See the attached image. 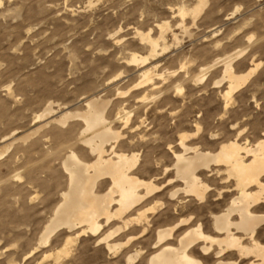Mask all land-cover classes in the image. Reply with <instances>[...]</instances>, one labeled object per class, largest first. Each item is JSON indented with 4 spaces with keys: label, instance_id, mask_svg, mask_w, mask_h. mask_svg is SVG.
Instances as JSON below:
<instances>
[{
    "label": "rangeland",
    "instance_id": "374dc122",
    "mask_svg": "<svg viewBox=\"0 0 264 264\" xmlns=\"http://www.w3.org/2000/svg\"><path fill=\"white\" fill-rule=\"evenodd\" d=\"M196 2L0 0V155L5 151L0 156V264H56L54 254L72 234L59 229L47 245L40 244L44 227L59 201V190L63 189L60 164L66 147L78 134L79 121L71 120L65 127L51 125L27 142L10 146L12 133L18 138L37 128L39 122L34 118L49 103L55 111L53 118H59L66 110L84 112L85 100L89 97L111 100L110 121L115 119L119 109L133 113L130 125L135 122L138 125L140 118L146 120L140 127L144 132H140L145 135L143 143L148 144L141 143L140 153L146 161L154 158L165 165L171 158L166 144L172 142L175 146L181 134L189 133V143L212 153L227 141L254 145L261 137L264 132V0H207L204 10L195 19L196 26L191 16L185 17L190 31V35H185L176 27L180 19L176 11L179 6L190 9ZM164 21L170 23L180 45L156 59L158 71L166 78L168 73L177 71L182 78L183 91L179 94L172 89L170 83L175 79L172 78L159 86L161 93L149 95L138 106L135 98L138 91L117 96L138 82L136 70L125 68L123 59L132 50L142 53L133 35L136 30L148 32L151 29L154 35L155 25ZM116 36L122 39L117 45L114 44ZM167 42L168 45L173 43L171 34ZM235 52H246L233 64L237 74L244 73L252 63L262 62V65L248 84L233 95L230 106L224 111L221 94L226 84L217 88L212 85L222 78L221 66L214 67L204 83L195 85L192 80L200 67ZM181 64H185L182 72ZM196 124L200 127L199 135L195 133ZM113 128L123 131L118 123H114ZM125 131L124 134L128 132ZM212 177L207 178L211 189L222 187L218 179ZM214 194L217 193L212 192L208 203L200 206L186 198L178 205L177 212L172 203L168 205L161 196L163 206L149 215L147 232L141 235L140 229L134 227L111 241L123 244L133 237L121 251L110 253L105 245L96 243L95 238L81 237L72 244L70 255L63 257L60 264H126V257L138 250L142 251L141 255L133 264H147L149 253L154 252L150 244L159 225L167 226L179 217L192 215V219L201 220L206 232H212L208 214L211 211L217 214L228 200L214 201L217 200ZM182 205L190 207L181 213ZM258 232L264 245V226ZM234 255L222 258L239 260L237 264L253 261L251 257L242 259ZM202 258L203 264H215L218 260L212 254Z\"/></svg>",
    "mask_w": 264,
    "mask_h": 264
},
{
    "label": "bare ground",
    "instance_id": "6f19581e",
    "mask_svg": "<svg viewBox=\"0 0 264 264\" xmlns=\"http://www.w3.org/2000/svg\"><path fill=\"white\" fill-rule=\"evenodd\" d=\"M206 3L207 0H197L190 9L179 6L176 15L180 19L176 27L181 33L190 35L185 25V17L191 16L195 25V19L202 13ZM155 29L154 35L151 29L148 32H134V38L137 39L142 53L132 50L122 63L125 68L136 70L138 82L129 91L119 92L117 96L123 97L131 91H138L137 96L134 93L137 105L143 104L149 95L161 93L159 86L172 78H175L170 83L172 89L179 94L183 91L180 84L182 78L178 77V72H170L166 78L165 74L158 71L160 67L156 60L170 48L180 45L178 36L166 21L156 24ZM168 34L173 38L171 45L167 42ZM121 40L116 36L114 44H120ZM242 54L235 52L227 58L209 62V65H201L203 67L199 68L198 75L192 80L195 85L202 83L214 67L221 66L222 78L212 85L217 88L226 84L221 94L224 111L230 106L233 95L248 84L262 65V62L252 63L244 73L237 74L233 64ZM179 69L182 72L185 64H181ZM169 87L164 88V91ZM110 104L111 100L92 96L85 100L84 112L66 110L59 118H53L55 111L52 103H49L34 118L39 122L37 128L18 138L12 133L9 138L11 146L15 142H27L51 125L65 127L71 120L80 123L76 138L66 147L62 158L60 167L64 176L63 189L61 187L62 190H59V201L40 239L41 245H47L51 236L59 229L72 233L66 238L63 247L54 254L55 263L60 264L63 257H68L72 244L81 237L95 238L96 243L105 245L107 251L116 254L125 248L133 237L123 244L111 241L134 227L140 229L141 235L147 232L151 221L149 215L163 206L161 199L165 198L169 202L168 205L172 203L171 206L176 211L178 205L186 198L192 202L196 201L200 206L206 204L214 192L217 193L214 194L217 196L214 201L226 198L228 200H225L224 208L217 214L208 212L212 232H206L201 220L192 219V215L179 217L170 225L165 223L167 226L159 225L155 228L152 245L149 242L154 252L152 251L151 255V252L149 253L147 264H203L202 257H208L210 254L218 259L215 264H237L239 260L234 262L229 258H222L227 254L232 256L233 253L242 259L253 258V261H248L247 264H264V245L261 244L262 237L258 232L264 226V132L254 145L240 144L237 140L228 138L229 135L227 138L231 141L226 142L225 138L226 143L219 144L220 147L215 153L202 151L197 144L189 143V133H180L175 146L172 142L166 144L171 158L165 165L154 158L146 161L140 153L141 149L143 150L141 143L146 140L145 135L140 132L143 131L140 127L145 125L146 120L140 118L138 125H135L136 122L130 125L132 112L119 109L115 119L110 121ZM114 123L120 124L122 129H119L123 131L128 130L125 131L126 137V133L113 128ZM198 124L195 125L196 134L200 131ZM4 153L5 151L1 152V155ZM212 176L218 179L222 187L211 189L207 178H213ZM161 196L163 198L160 199ZM188 207L190 205H182L180 212ZM141 252L138 250L133 255L125 256L126 264H133Z\"/></svg>",
    "mask_w": 264,
    "mask_h": 264
}]
</instances>
